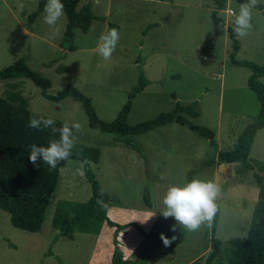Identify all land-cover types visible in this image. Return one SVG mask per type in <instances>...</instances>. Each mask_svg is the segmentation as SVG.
I'll list each match as a JSON object with an SVG mask.
<instances>
[{
  "label": "rangeland",
  "instance_id": "obj_1",
  "mask_svg": "<svg viewBox=\"0 0 264 264\" xmlns=\"http://www.w3.org/2000/svg\"><path fill=\"white\" fill-rule=\"evenodd\" d=\"M85 3L80 2L77 10ZM240 4L227 0L218 8V0H92L93 13L106 21H94L86 33L76 30L74 50L64 52L60 48L66 27L64 13L55 31L45 23V13L29 27L27 17L36 10L37 0H0V70L25 59L32 71L50 80L48 94L76 87L90 98L98 118L111 122L137 83L138 67L142 66L149 84L133 100L129 126L172 111L176 102L196 103L199 117L185 118L214 133L216 148L187 126L177 124L139 135L134 139L144 150L143 160L136 151L116 142L115 135L90 128L81 103L70 97L49 101L25 78L0 80L1 99L55 121L79 122L82 128L74 131L75 143L99 148V162L90 166L113 201L108 220L119 226L133 225L118 235L126 264L205 263L210 251V224L187 231L174 218L165 219L160 214L167 188L185 184L188 172L202 162L211 161V165L201 168L191 180H212L221 189L214 237L222 244L216 264L226 263L228 240L247 236L259 191L254 172L264 184V171H245L237 165L234 180L225 181L218 173L217 160L219 151L235 149L239 135L260 109L247 85L251 70L233 65L229 58L232 41L227 26L234 28V17L228 10L238 12ZM259 5L264 11V0H259ZM213 13L220 20L218 25L212 22ZM109 23L116 26L120 40L112 57L105 60L96 49L100 36L113 28ZM252 25L247 36H236L239 50L235 60L263 66L264 16L256 8ZM59 66L69 72H56ZM259 81L264 84V76ZM249 158L264 165V128L256 133ZM62 169L39 232L13 227L8 214L0 210V264H111L115 228L106 223L97 235L61 236L50 247L59 233L51 227L58 204L85 203L91 195L80 162L66 160ZM145 186L150 207L143 201ZM151 214L155 215L142 223ZM174 225L176 232L170 230ZM161 233L177 239L165 247Z\"/></svg>",
  "mask_w": 264,
  "mask_h": 264
},
{
  "label": "trees",
  "instance_id": "obj_2",
  "mask_svg": "<svg viewBox=\"0 0 264 264\" xmlns=\"http://www.w3.org/2000/svg\"><path fill=\"white\" fill-rule=\"evenodd\" d=\"M86 3L77 10L80 2ZM227 0H218L220 8ZM246 3L247 0H237ZM64 5L63 13L66 18V27L62 37L60 48L66 51L74 50L73 40L75 31L86 33L94 21H106L105 17L96 16L91 8L92 0H61ZM47 0H37V8L27 19L29 27L42 13ZM264 16L261 5L256 7ZM215 25L220 23L215 13L211 16ZM116 29V26L109 23ZM30 30V28H29ZM229 38L232 41V53L229 58L233 65L244 66L251 70L247 85L255 94L260 109L254 120L248 124L239 135L235 149L229 152H218L217 160L222 162H234L244 170L264 171V165L249 158L250 148L253 144L256 133L264 128V84L259 78L264 76V65L257 66L250 62L237 61L235 56L239 50V43L234 30L227 26ZM140 61V59H139ZM141 62V61H140ZM58 73H68L69 69L59 66ZM30 80L42 90V95L49 101L59 102L65 98H72L81 103L88 119V126L97 129L103 134L115 135V141L123 143L136 151L145 159L144 150L135 141L134 137L156 130L168 124L187 126L192 132L199 134L208 140L210 147L216 148L214 133L210 129L193 125L185 117L197 118L199 112L196 110V103L181 105L176 102L172 111L162 112L155 118L137 124L128 125V116L131 111L133 100L141 93L149 81L145 78L142 66L138 67L137 83L127 94V100L122 106L118 116L111 122H105L98 118L90 98L82 94L76 87L67 86L50 95L47 91L51 87L48 78L42 77L39 73L32 71L25 59H20L12 65L0 70V80L20 79ZM30 117L37 119L47 117L35 114L26 108L15 106L0 98V210L8 214L10 224L22 231L37 233L41 230L44 222L46 209L51 196L57 187L59 174L65 166L66 160L58 163L55 169L50 168L42 160L33 164L29 160L30 146H47L51 140L59 139V132L53 133L51 128L37 130L28 126ZM55 121V120H54ZM63 122L55 121L54 127L59 129ZM100 158L99 148L84 144H74L72 154L67 160L80 162L84 176L91 186L90 198L85 203H64L61 202L55 208L51 227L58 230L50 243V247L61 236L73 233H86L97 235L102 225L106 223L115 228L112 239L113 250L111 264H126L123 251L120 248L118 235L121 231L133 225L119 226L108 220L107 211L112 204V199L100 187L91 170V164H97ZM211 165V161L200 163L197 169L187 174V182L191 176L200 172L201 168ZM259 191L247 236L242 239H230L227 241L228 249L225 251V264H264V184L260 175L254 172ZM143 201L146 207H150L149 190L143 189ZM219 217V208L210 223V251L204 264H216L221 257L222 242L214 237L216 224ZM50 255V251L48 252ZM62 264V263H61Z\"/></svg>",
  "mask_w": 264,
  "mask_h": 264
},
{
  "label": "clouds",
  "instance_id": "obj_3",
  "mask_svg": "<svg viewBox=\"0 0 264 264\" xmlns=\"http://www.w3.org/2000/svg\"><path fill=\"white\" fill-rule=\"evenodd\" d=\"M259 0H247L246 3L239 5V11L235 12L231 9L234 17L232 23L234 32L239 38L247 36L253 28L252 15L253 10L258 6ZM64 5L61 0H47L44 8V21L55 31V26L63 15ZM120 40V33L117 29L112 28L99 38L96 51L105 59L109 60L116 50ZM55 121L45 119L43 117L37 119L30 117L28 126L37 130L51 128L53 133L59 132L58 140H51L47 146H30L29 160L33 164H37L42 160L50 168L55 169L59 162L67 160L71 154L75 144L76 133L81 131L79 122L64 123L57 129L54 127ZM63 171V169H61ZM220 187L212 180L192 179L182 186L173 185L167 188L162 199L164 210L160 212L163 218H174L179 226L187 231H197L205 223L210 224L218 211L217 199L220 195ZM155 214H151L142 223H147ZM176 232V226L170 229ZM177 239L172 236L170 239L163 233L160 240L165 247Z\"/></svg>",
  "mask_w": 264,
  "mask_h": 264
},
{
  "label": "water",
  "instance_id": "obj_4",
  "mask_svg": "<svg viewBox=\"0 0 264 264\" xmlns=\"http://www.w3.org/2000/svg\"><path fill=\"white\" fill-rule=\"evenodd\" d=\"M234 162H222L218 165V173L224 178L225 181L234 180V168L237 166Z\"/></svg>",
  "mask_w": 264,
  "mask_h": 264
},
{
  "label": "crops",
  "instance_id": "obj_5",
  "mask_svg": "<svg viewBox=\"0 0 264 264\" xmlns=\"http://www.w3.org/2000/svg\"><path fill=\"white\" fill-rule=\"evenodd\" d=\"M186 117H188V116H186ZM189 118H191V117H189ZM168 125H171V124H168ZM178 125V124H177ZM166 126V125H165ZM163 127V126H162ZM161 128V127H160ZM154 131V130H153ZM151 132V131H150ZM255 138V137H254ZM217 144V143H216ZM217 147V146H216ZM251 149V148H250ZM217 152H218V150H217ZM219 152H221V151H219ZM250 153V152H249ZM246 171V170H245Z\"/></svg>",
  "mask_w": 264,
  "mask_h": 264
},
{
  "label": "built area",
  "instance_id": "obj_6",
  "mask_svg": "<svg viewBox=\"0 0 264 264\" xmlns=\"http://www.w3.org/2000/svg\"><path fill=\"white\" fill-rule=\"evenodd\" d=\"M228 14H231V12L228 10Z\"/></svg>",
  "mask_w": 264,
  "mask_h": 264
}]
</instances>
